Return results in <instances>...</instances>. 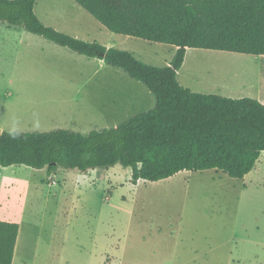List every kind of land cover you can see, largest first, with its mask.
I'll use <instances>...</instances> for the list:
<instances>
[{
  "label": "rangeland",
  "instance_id": "obj_1",
  "mask_svg": "<svg viewBox=\"0 0 264 264\" xmlns=\"http://www.w3.org/2000/svg\"><path fill=\"white\" fill-rule=\"evenodd\" d=\"M69 3L63 7L67 22L53 24L58 29L47 27L129 52L157 68L171 63L173 47L113 34ZM63 49L65 54H54L46 63L47 74L66 77L64 82L0 79L3 97L53 94L44 111L47 118L37 117L31 125L36 130L1 133L82 125L94 129L66 131L89 134L116 128L155 107L149 89L122 70L106 63L100 69L96 61L86 64ZM5 54L0 48V70L31 69L24 63L9 66ZM178 81L196 93L258 100L264 97V57L189 50ZM253 176L244 183L218 171L182 172L135 186L132 169L121 165L87 173L60 168L51 177L46 169L0 168V215L14 216L23 225L26 253L36 255L25 259L27 264H264V154L260 173Z\"/></svg>",
  "mask_w": 264,
  "mask_h": 264
},
{
  "label": "trees",
  "instance_id": "obj_2",
  "mask_svg": "<svg viewBox=\"0 0 264 264\" xmlns=\"http://www.w3.org/2000/svg\"><path fill=\"white\" fill-rule=\"evenodd\" d=\"M109 32L175 47L167 67L84 42L42 23L37 0H0V22L100 59L142 83L155 107L126 123L89 134L66 130L0 132V168L27 166L132 169V182L157 183L182 172L218 171L242 180L264 153V104L193 92L178 81L190 49L264 57V0H73ZM19 225L0 221V264H13Z\"/></svg>",
  "mask_w": 264,
  "mask_h": 264
},
{
  "label": "crops",
  "instance_id": "obj_3",
  "mask_svg": "<svg viewBox=\"0 0 264 264\" xmlns=\"http://www.w3.org/2000/svg\"><path fill=\"white\" fill-rule=\"evenodd\" d=\"M69 1L70 0H37L36 6H35V13L44 25L51 26V27H54L55 29H58L53 24H60L61 22L64 24L67 22L65 21L63 17L64 16L63 7L65 5H70ZM40 5H41V10L38 11ZM1 23L3 22H0V48H5L7 50V54L4 55V58L8 57V60H9V61H4V63L8 62L9 66L11 67L13 66L17 67V66H20L21 63H24L21 65L29 67L31 69L24 70V71L17 70V69H14L11 71L0 70L1 71L0 79L10 84L24 82V81H32L34 83H37V82L52 83L55 79L63 81V82L66 80V77L54 78L52 74H47V72L49 71L47 70L48 64L46 63L48 59L49 60L53 59L54 54H59V55L65 54L66 50L63 49L64 47L62 48L61 46H58L55 43L43 37L31 34L21 27H13V26H9L6 23L5 24H1ZM106 47L112 48V46H106ZM173 48L174 50L171 51L172 59L170 62H172L175 56L176 50H177L175 47ZM190 50H194V49H190ZM188 51H187V54H188ZM87 58L88 57L86 56L80 55L81 62H84L86 64L90 65V64H93L94 61H96L95 63L98 64L100 69L105 64V62L100 59L88 58L90 60H85ZM38 69L41 70L40 71L41 74H36ZM27 72H30L32 74H25ZM97 72L98 71H96L92 75V77H94L95 74L97 75ZM51 98H53V94H50V92H36V91L18 92L16 94L6 95L5 97H3L0 94V131L36 130L35 128H38V127L35 126L34 128L33 127L31 128V125L36 124L35 120L37 117H39V120L41 118L43 122H44L43 118H47L44 111H45V108L48 106V104H50L49 100ZM258 100L262 104H264V97H258ZM39 108L42 111L41 114L37 112ZM30 119H33L32 124H30L28 121ZM64 129L66 130L72 129L77 132L85 133V132H90L94 128L88 127L87 129H85L84 126L78 125L76 127H72V128L66 127ZM263 154L261 155L259 161L257 162L255 169L249 175H247L244 179H242L244 183L247 180L252 179V177H254L253 175L260 173L262 169ZM212 171H215V170H212ZM144 182L145 181L140 180L136 186ZM1 211L3 212L2 207H1ZM0 216H2L0 217V221L16 223L19 225V228H20L18 239H17V244L15 248V254L13 258V264H27V262H25V259L35 258L36 255H32L30 257L26 253V247H25L26 232L24 233L23 225L14 216L8 217L7 214L5 215V213H2Z\"/></svg>",
  "mask_w": 264,
  "mask_h": 264
}]
</instances>
